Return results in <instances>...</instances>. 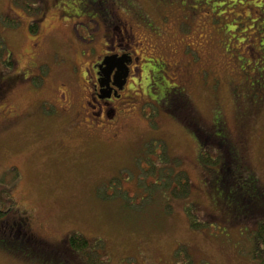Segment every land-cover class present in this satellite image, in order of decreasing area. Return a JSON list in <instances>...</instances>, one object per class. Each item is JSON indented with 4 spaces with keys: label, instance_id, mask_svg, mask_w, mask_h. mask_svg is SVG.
I'll list each match as a JSON object with an SVG mask.
<instances>
[{
    "label": "rangeland",
    "instance_id": "1",
    "mask_svg": "<svg viewBox=\"0 0 264 264\" xmlns=\"http://www.w3.org/2000/svg\"><path fill=\"white\" fill-rule=\"evenodd\" d=\"M11 1L0 0V35L14 60V75L7 72L11 68L0 63V82L8 88L0 100V178L7 179L9 168L15 171L18 167L22 173L20 180H11V186L15 204L33 216L32 231L58 247L73 232L83 234L89 242L98 240L88 263L84 259L83 264H256L249 238L256 229L254 223L264 217L245 224L244 211L234 220L235 211L242 208L231 191L221 197L228 214L215 209L210 198L218 201L220 190L208 192L202 178L206 170L218 169V164L206 157L205 148L199 150L209 162L197 163L199 145L177 119L150 100L152 91L156 99L159 91L177 90V82L182 83V94L201 127H211L217 111L230 135L243 139L239 143L246 150L244 157L264 188V19L255 13L252 23L248 10L236 12L229 7L234 0H208L220 18L197 16V33L187 41L196 52L186 47L185 53L184 43L177 38L171 41L172 37L167 39L174 48L171 58L167 49L161 48L165 43L155 52V57L184 65L191 80L189 75L182 78L176 71L160 72L156 58L148 64L141 60L137 64H142L141 76L135 69L136 77L129 82L133 88L125 93L131 95L130 112L116 120L117 134L110 138L109 134L85 127L75 129L73 135L66 133L69 129L64 133L65 118L52 116L50 103L38 104L43 99L64 96L62 91L67 89L72 107L60 116L66 117L71 127L72 110L75 113L87 99L81 76L85 65L82 50L98 49L102 38L80 31L77 22L81 18L64 15L62 8L69 0H35L34 6L42 11L36 12L39 28L33 33L29 31L33 16ZM142 4L158 16L159 7L147 1ZM80 7L92 11L85 3ZM3 14L14 21L9 27L6 24L10 20ZM83 25L88 27L89 22ZM57 57L62 59L60 67L52 63ZM143 58L147 59L146 53ZM31 62L50 64L41 84L29 82ZM248 89L256 91L250 98ZM29 115L38 121L32 122ZM14 118L16 122H10ZM65 136L70 138L71 148L57 146ZM148 141L164 143L165 156L174 163L180 160V165L174 167L186 171L192 185L189 196L164 200L148 189L145 193L142 182L154 179L152 173L142 175L139 163L144 160L142 153L151 150L150 143L143 152ZM148 155L153 159L152 154ZM208 156L217 160L214 152ZM14 171L7 176L11 178ZM2 201L5 204L3 197ZM192 216L199 221L196 227L190 224ZM211 217L215 222L209 221ZM17 252L18 257L0 251V264H38L35 259L24 260L20 250Z\"/></svg>",
    "mask_w": 264,
    "mask_h": 264
},
{
    "label": "trees",
    "instance_id": "2",
    "mask_svg": "<svg viewBox=\"0 0 264 264\" xmlns=\"http://www.w3.org/2000/svg\"><path fill=\"white\" fill-rule=\"evenodd\" d=\"M13 1H16V4H18L26 14L33 16L34 19L31 20V24L29 25V31L32 33L37 32L38 22L35 19V17L37 15L36 12L39 11V9L41 8L40 7L36 8L37 6H34V3H36V1L35 0H13ZM71 1L74 2L72 3ZM134 2L138 4L137 0L134 1L128 0V4L133 3L131 5L136 6ZM81 3L82 4L85 3L88 7H90L92 11L91 12L84 11L80 7ZM93 3H95V0H69V2L66 5L59 2V4L64 5V8H62V12L64 13V15L78 16V13L79 14L89 13L90 17H95L98 18V20H100L103 17V14L100 11H98L97 14V12L94 10L95 5H93ZM70 6L73 7V10L70 9L71 8ZM248 10L250 16H252L251 21L253 23L254 16L251 13L252 11L250 7L248 8ZM2 16L3 17L6 16V18L10 20L7 21L8 25L4 22L6 26L9 27V25H11L13 20L11 19V17H8L7 15L3 14ZM85 49L88 48L86 47ZM141 59L147 64L152 63L148 55L146 60H144L143 56L141 57ZM0 63L4 67L11 68V70H8L7 72L14 75V73H12V71L14 70V65H13L14 60L11 56V53L7 50L4 39L1 35H0ZM52 63H54L55 65L57 64V66H61L59 64L61 63L59 57H57V59L56 58L52 59ZM48 67L49 69H51L49 63L40 65L35 62H31L29 68L31 70L35 69L37 73L43 76L30 79L29 81L30 84L31 85L41 84V82L44 81L45 78L44 74H46L47 71L46 69ZM0 70L2 69L0 68ZM151 74L152 73H150V76ZM17 80H19V78H17ZM22 80L23 79L21 78L20 81ZM136 83L139 85L138 82ZM149 85H150V89H153L152 83H149ZM132 88L133 86L131 87V89L127 91L128 92L131 91ZM166 88L167 87L165 84V90ZM255 88H256L255 90H257L258 86H256ZM6 89H8L6 83L4 82L3 84L0 82V100L3 99ZM174 89L177 90L159 91L160 94L158 96H155L156 99H154L155 93L152 91L154 95L152 96L150 101L153 104H159L160 106L165 108L167 114H170L172 117L177 119V121L184 127L186 132L192 136L194 141H196V144L199 145L197 147L198 148L197 156L199 158L197 163L201 164L204 162H209L210 160L218 164V169L214 170V168H211L213 169L212 171H208L211 169L206 170L207 172L202 178V182L203 181L207 182V185L204 186L206 187L208 192H210L212 189L220 190L219 192L220 196L218 195L219 198L218 201L214 200L213 198H210L211 203L214 205L215 209L217 210V208H219L222 215H225V213L228 214L229 210L227 206L221 201V197L227 196L226 192L231 191L230 194L233 195L236 201L238 202L237 206L239 208H242L241 210L235 211V215H233L234 220H236L240 215H242L244 211L247 213V215H245L242 219V221L246 219L245 224L250 223V221H252L253 219L263 218L264 188L260 186L258 178L255 175V171L251 168V165L244 157L243 152H245L246 150L243 149L242 144L239 143L240 141L243 143V139L236 140L235 136L230 135L228 129L224 127L223 124L224 120L217 111H214L213 114L214 118L210 121L212 126L209 130L211 131L209 132L204 131L205 128L201 127L203 125H200L197 116L193 114L190 103L187 100V98L183 96L182 90H179V88L177 87H174ZM255 90L254 92H250L248 89L247 97L249 98L252 97L253 94L256 92ZM43 102L50 103V100L43 99L38 104ZM60 115L62 114L58 113V111H56L55 108L52 110V116L65 118L67 122V129L64 131V133L69 129L70 132H66V133L73 135L74 130L78 129L74 126V119L72 120L70 124L71 127L69 128L68 119ZM33 116L34 115H32L31 117ZM28 117L30 118V115ZM30 120L38 121V118H32V119L30 118ZM31 126L32 124L30 125V127ZM59 140L60 141L57 142V146L59 148H63V147L71 148L70 138L65 136L64 138H61ZM152 142H155V140ZM152 142L148 141L146 142L145 145L143 144L144 145L142 148L143 152H145V149L147 150V145L150 143H151V150L148 151L147 154L142 153V158L144 160L139 162L141 168L146 167L144 170L142 169V175L150 176V173H152V176L154 177V179H152V181L149 183L140 181L142 182V187L145 190V193H146V189H148V191H151L152 194L155 193V196L159 195L160 198L164 200H166V198L172 200L175 198L179 199L189 196L192 189V185L186 171L185 170L183 171V169L179 167L177 168L174 167L180 165L179 164L180 160L177 159L176 161L178 162L176 161L175 163L172 162L173 160L166 157L165 152L163 153V149L165 148V146L162 145L164 143L163 144L161 143L160 145V144H153ZM234 142H237V144L234 145ZM212 145L214 146L215 150H219L221 152L220 155H217V153L214 150L210 149ZM199 148L200 150L204 148L207 150L208 154H206V157H208L209 160L208 158L201 157L203 154L199 150ZM154 151L159 152V155L156 158L152 159L148 154L150 153L153 155ZM210 151L212 153L214 152V154L217 156L216 157L217 160L216 159L212 160L210 156H208ZM8 170L9 172L5 173V177L7 179H5L3 176L2 178H0V251L12 252L18 257L19 253L17 251L20 250V252L24 255V257H22L24 260L35 259L36 263L38 264H83L82 261L84 259L86 263H88L90 256H92V251L96 246H98L99 243L98 240L89 242V239H87L83 234L73 232L68 236L64 237L60 241V243H58L61 247L60 248L58 246H54L55 244H52L49 241H45L44 239L36 235L34 231L31 232L29 229H27V225L25 226V228L24 227L19 228V225H17V222L20 220L19 218L25 216L23 218L26 219V223H28L27 217L29 218V215L31 214L28 213V211H26L20 205H16L13 197L11 180L14 179L15 182L16 180H20L22 177V173H20L18 167H16L15 171L12 168H9ZM12 170L14 171V174L10 178L9 176H7V174L9 173L12 174L13 172ZM209 176L212 177L214 176V178H210ZM228 177H230V179H228ZM215 183H217L218 185L217 187ZM2 197L5 199V204L2 201ZM260 201H262V203H260ZM20 210L24 212H20ZM211 214L214 215V213ZM31 219H33V216L31 217ZM225 220L230 225L232 224L230 223L228 218H226ZM209 221L215 222L213 217H211V220ZM190 224L193 227L198 226L199 221L197 217L195 216L190 217ZM254 224L255 226L253 228L256 229L255 230L252 229V233L250 234V238H249V241L252 242V246H253L251 248L252 250L250 251V254L254 257L256 264H264V220H261ZM250 227L252 228L251 225ZM9 230H11V232ZM91 260L92 259H90V261Z\"/></svg>",
    "mask_w": 264,
    "mask_h": 264
},
{
    "label": "flooded vegetation",
    "instance_id": "3",
    "mask_svg": "<svg viewBox=\"0 0 264 264\" xmlns=\"http://www.w3.org/2000/svg\"><path fill=\"white\" fill-rule=\"evenodd\" d=\"M137 1L138 4L134 2L136 4L134 6L131 5L133 3L128 4V0H95V3H93L95 5L94 10L97 14L98 11L103 14L100 20L90 17L89 13H78V16L66 15L67 18H81L77 22V24L81 25L80 31L94 33L102 38L98 49L88 48L82 50L81 53L85 56V61L83 62L85 65L81 70V76L87 99L83 106L80 104L77 106L78 109H76L75 113L72 110L71 122L74 119L76 128L85 127L89 131L109 134L110 138L116 136L117 132L114 131L116 120L130 112L131 96L125 93L132 87L129 82L133 77H136L134 76L135 69L141 76L140 66L142 64L138 66L137 64L142 60L141 57L144 53L150 59L153 57L159 60L160 72L163 73L164 70L169 73L176 71L182 78H187L189 71L185 70L184 65L177 64L176 61L170 59L155 57V52L160 45L165 43L161 48H166L170 57V53L174 51V48L170 46L171 42L167 41L170 37H172L171 41L177 38L178 42L184 43V51L186 47H193L192 53L196 52L194 45L187 43V41L195 37L197 33L198 26L195 27L197 16H210L211 14L215 18H220L216 16V10L208 0ZM146 1L154 4L155 7H159L158 16L153 11L150 12L149 7L142 4V2ZM12 2L13 0L10 4ZM71 2L73 3L74 1ZM228 5L234 11H244V8L248 10L247 8L250 7L253 16L256 13L264 19V0H234ZM70 7L73 10V7ZM85 21L89 22L88 27L83 25ZM196 42L197 40L194 41V43ZM151 53L154 54L151 56ZM164 56L166 57V55ZM109 59H121L123 61L121 63L127 72V76L124 79L114 78L117 70L114 63L113 69L109 71V76L104 77L102 70H104L106 64L103 61ZM60 61L62 62V59ZM33 70L30 75L32 79L43 76L37 73L35 69ZM162 78L164 79L163 76ZM188 80H191L190 75ZM176 87L182 91L184 89L182 83L177 82ZM62 93L64 96L60 95L59 97L51 98L50 104L52 110L55 108L58 113L65 114L71 109L72 101L68 96L67 89L63 90ZM183 96L185 95L183 94ZM10 122L15 123L16 118L10 120ZM210 128V126L205 127L204 131L209 132L211 131L209 130ZM153 155V158H156L159 152L154 151ZM142 168L144 170L146 167ZM20 212L24 211L20 210ZM23 217L19 218L17 225H19V228H25L27 225V229L32 232L31 225L34 227L33 219L29 215V218L27 217L28 223H26V219Z\"/></svg>",
    "mask_w": 264,
    "mask_h": 264
},
{
    "label": "water",
    "instance_id": "4",
    "mask_svg": "<svg viewBox=\"0 0 264 264\" xmlns=\"http://www.w3.org/2000/svg\"><path fill=\"white\" fill-rule=\"evenodd\" d=\"M123 62L121 59H117V60H113V59H109L107 61H103L105 65L104 70L103 71V75L104 77H108L109 76V71L111 69H113V63L116 64L117 70L116 73L114 74V78L115 79H124L127 76V72L126 69L124 67V65H122Z\"/></svg>",
    "mask_w": 264,
    "mask_h": 264
}]
</instances>
